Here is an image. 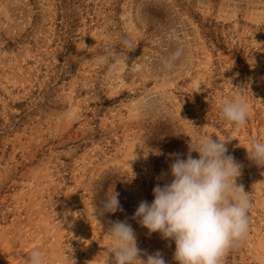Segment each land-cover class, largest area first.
Wrapping results in <instances>:
<instances>
[{
    "label": "rangeland",
    "instance_id": "obj_1",
    "mask_svg": "<svg viewBox=\"0 0 264 264\" xmlns=\"http://www.w3.org/2000/svg\"><path fill=\"white\" fill-rule=\"evenodd\" d=\"M237 93L248 116L229 125L219 111ZM207 135L227 139L251 201L222 264H264V165L245 149L264 141V0H0V264L33 248L103 264L114 220L178 264L132 214L171 179L170 154ZM111 189L123 210L101 213Z\"/></svg>",
    "mask_w": 264,
    "mask_h": 264
},
{
    "label": "clouds",
    "instance_id": "obj_2",
    "mask_svg": "<svg viewBox=\"0 0 264 264\" xmlns=\"http://www.w3.org/2000/svg\"><path fill=\"white\" fill-rule=\"evenodd\" d=\"M124 44L128 50L136 43L125 40ZM180 55L178 48L164 63L171 67ZM125 61L124 52L120 63L126 68ZM248 108L247 98L237 93L222 103L219 116L229 125H242ZM226 140L207 135L190 144L183 158L170 154L174 155L167 170L171 179L155 184L152 200H141L132 214L149 233L174 242L173 258L178 264H222L225 253L247 234L251 201L243 185L236 183L241 164L227 152ZM245 149L250 160L264 165V141L252 138ZM193 150L196 157L190 154ZM122 210L119 193L111 189L101 213ZM106 231L110 246L103 252V264H167L159 250L147 254L138 247L135 231L126 220L112 221ZM26 264H45L38 248L26 254Z\"/></svg>",
    "mask_w": 264,
    "mask_h": 264
}]
</instances>
